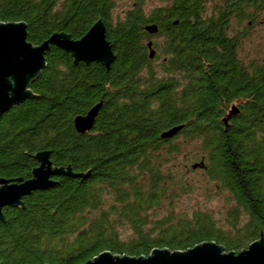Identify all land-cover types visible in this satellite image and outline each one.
<instances>
[{"label": "trees", "instance_id": "trees-1", "mask_svg": "<svg viewBox=\"0 0 264 264\" xmlns=\"http://www.w3.org/2000/svg\"><path fill=\"white\" fill-rule=\"evenodd\" d=\"M118 3L0 0V21L25 22L34 45L56 32L78 39L101 19L114 52L109 66L74 63L51 46L32 96L0 117V178L29 179L41 150L84 174L3 207L0 264H83L104 251L148 257L205 242L239 253L264 237V54H241L246 30L264 23V0H211L210 10L170 0L149 14L141 0ZM100 101L93 127L77 132L74 118ZM180 156L194 161L183 169ZM187 171L202 173L217 208L188 205Z\"/></svg>", "mask_w": 264, "mask_h": 264}, {"label": "water", "instance_id": "water-1", "mask_svg": "<svg viewBox=\"0 0 264 264\" xmlns=\"http://www.w3.org/2000/svg\"><path fill=\"white\" fill-rule=\"evenodd\" d=\"M144 28L149 33L158 30L156 24H148ZM51 46L70 53L74 63L98 61L109 66L114 61L113 48L106 38V27L101 19L78 39L56 32L38 45L27 40L25 22L0 21V117L13 105L32 96L30 85L44 68L45 54ZM151 46L152 43L148 42L150 57H153L154 50ZM101 106L100 101L86 114L74 118L77 132L85 133L93 127ZM237 112V107L233 106L228 117ZM228 117L224 119L225 123ZM181 128L182 125L174 126L164 131L161 137L170 138ZM34 158L38 165L32 170L29 179L0 178V219H3V207L21 204L22 198L33 191L49 189L55 185V177L84 176L73 172L69 167L53 166L49 150L38 151ZM198 165L200 164L195 167ZM83 264H264V237L261 236L239 253H225L216 243L205 242L185 252L154 249L148 257L117 256L104 251Z\"/></svg>", "mask_w": 264, "mask_h": 264}, {"label": "rangeland", "instance_id": "rangeland-1", "mask_svg": "<svg viewBox=\"0 0 264 264\" xmlns=\"http://www.w3.org/2000/svg\"><path fill=\"white\" fill-rule=\"evenodd\" d=\"M137 0H119L118 4H122V6H126V4H132V2H135ZM143 9L145 14H149L151 11H153L155 8L161 7V6H167L169 5L170 0H141ZM216 2H219L218 0H215ZM128 6V5H127ZM244 31V29H243ZM154 41H161L159 38H154ZM242 48H241V54H248V56H256V55H263L264 54V23L260 24L257 23L255 26L249 27L246 30V38L242 41ZM186 150H189L193 152L194 150H197V148L194 146V143L189 144L187 146ZM189 154V153H188ZM191 159V158H190ZM187 163H192L194 160H189V157L187 156ZM184 158L181 156L179 157L180 165L183 166V169L185 168L186 164ZM185 163V164H184ZM188 179L191 183L194 184V193L190 196V201L188 202V205H192L193 202L199 201L204 204V201L206 203L205 208L213 209L217 208L218 205H220V198L218 196H214L213 200H210L206 202L205 194L207 192V187L205 186V189L203 186L204 179H202V176L200 172H189L187 171ZM211 185L209 184V187ZM204 199V200H203Z\"/></svg>", "mask_w": 264, "mask_h": 264}, {"label": "flooded vegetation", "instance_id": "flooded-vegetation-1", "mask_svg": "<svg viewBox=\"0 0 264 264\" xmlns=\"http://www.w3.org/2000/svg\"><path fill=\"white\" fill-rule=\"evenodd\" d=\"M41 1H43V0H36L38 5H40ZM204 1H206V3H203V6L207 7L210 10L212 8V4H210L211 0H204ZM49 2H50L51 8L53 10H57V9H61L65 5H67L70 2V0H49ZM151 39H154V37Z\"/></svg>", "mask_w": 264, "mask_h": 264}]
</instances>
